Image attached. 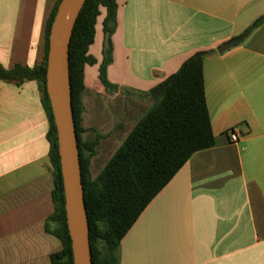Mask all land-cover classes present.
I'll return each mask as SVG.
<instances>
[{
	"label": "crops",
	"instance_id": "obj_1",
	"mask_svg": "<svg viewBox=\"0 0 264 264\" xmlns=\"http://www.w3.org/2000/svg\"><path fill=\"white\" fill-rule=\"evenodd\" d=\"M58 0H0V66L34 67ZM107 78L148 91L198 51L214 145L191 155L122 238L119 264H264V0H116ZM104 8L88 53L103 58ZM244 35L222 53L217 48ZM86 91L102 88L84 67ZM99 116L98 113L95 117ZM239 130L237 142L228 131ZM34 80H0V264H51L61 250L46 135Z\"/></svg>",
	"mask_w": 264,
	"mask_h": 264
},
{
	"label": "trees",
	"instance_id": "obj_2",
	"mask_svg": "<svg viewBox=\"0 0 264 264\" xmlns=\"http://www.w3.org/2000/svg\"><path fill=\"white\" fill-rule=\"evenodd\" d=\"M60 1H57L47 21L41 63L31 68L17 65L5 69L0 66V80L16 84L34 80L39 85L41 102L49 123L46 138L53 177L54 212L45 229L59 239L62 245L59 252L50 256V260L51 264H73L57 131L45 89L49 32ZM100 8L105 10L102 30L109 37L108 48L103 52L98 67V80L105 92H118V87L107 79V67L112 61L110 38L116 27V0H85L74 23L68 49L71 105L91 262L119 264L120 242L142 211L192 154L214 145L203 77V61L212 51L194 53L176 72L148 91H123L148 99L152 105L136 120L99 174L92 178L90 163L101 135L94 128H83L81 123L84 112V67L96 63L88 50L94 40V27ZM263 22L264 14L247 28L246 33ZM89 132L94 134L93 138L87 136Z\"/></svg>",
	"mask_w": 264,
	"mask_h": 264
},
{
	"label": "water",
	"instance_id": "obj_3",
	"mask_svg": "<svg viewBox=\"0 0 264 264\" xmlns=\"http://www.w3.org/2000/svg\"><path fill=\"white\" fill-rule=\"evenodd\" d=\"M85 0H61L52 21L46 66L45 89L57 131L60 169L65 194L66 223L71 240L73 264H92L88 221L83 202L80 160L71 105L68 49L71 33ZM104 37V51L108 48ZM240 35L217 48L222 53L236 45Z\"/></svg>",
	"mask_w": 264,
	"mask_h": 264
},
{
	"label": "rangeland",
	"instance_id": "obj_4",
	"mask_svg": "<svg viewBox=\"0 0 264 264\" xmlns=\"http://www.w3.org/2000/svg\"><path fill=\"white\" fill-rule=\"evenodd\" d=\"M102 59L98 65H96V62L90 65L89 68L98 73V67ZM109 82L118 87V92L107 93L102 86L98 89H88L84 100L86 105L84 125L86 128H94L101 135L96 153L90 163L92 178L99 174L136 120L152 105L148 99L139 98L132 93H123L126 90L131 92L129 85ZM97 113L99 116L95 117ZM87 136L93 138L94 134L89 132Z\"/></svg>",
	"mask_w": 264,
	"mask_h": 264
},
{
	"label": "built area",
	"instance_id": "obj_5",
	"mask_svg": "<svg viewBox=\"0 0 264 264\" xmlns=\"http://www.w3.org/2000/svg\"><path fill=\"white\" fill-rule=\"evenodd\" d=\"M228 135H229V139H230L232 142H237V140H238V136H239V130H238L236 127H233V128H231V129L228 131Z\"/></svg>",
	"mask_w": 264,
	"mask_h": 264
},
{
	"label": "bare ground",
	"instance_id": "obj_6",
	"mask_svg": "<svg viewBox=\"0 0 264 264\" xmlns=\"http://www.w3.org/2000/svg\"><path fill=\"white\" fill-rule=\"evenodd\" d=\"M145 97V96H144Z\"/></svg>",
	"mask_w": 264,
	"mask_h": 264
}]
</instances>
